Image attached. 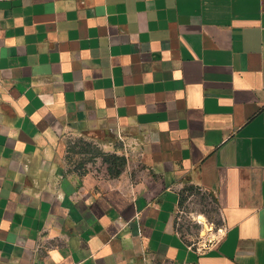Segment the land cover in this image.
Wrapping results in <instances>:
<instances>
[{
  "label": "crops",
  "instance_id": "0c3cea01",
  "mask_svg": "<svg viewBox=\"0 0 264 264\" xmlns=\"http://www.w3.org/2000/svg\"><path fill=\"white\" fill-rule=\"evenodd\" d=\"M88 133L118 177L71 169ZM0 264H264V0H0Z\"/></svg>",
  "mask_w": 264,
  "mask_h": 264
},
{
  "label": "rangeland",
  "instance_id": "374dc122",
  "mask_svg": "<svg viewBox=\"0 0 264 264\" xmlns=\"http://www.w3.org/2000/svg\"><path fill=\"white\" fill-rule=\"evenodd\" d=\"M114 144L116 145V141L108 145L92 133L85 134L84 138L74 136L67 140V161L73 170H81L79 168L81 164L85 171L106 174L107 165L98 153L115 155L113 153ZM199 216L204 218L205 224L198 223ZM175 220L176 229L185 242L201 250L213 245L222 231L219 213L214 202L209 196L195 189L187 190L181 197Z\"/></svg>",
  "mask_w": 264,
  "mask_h": 264
},
{
  "label": "trees",
  "instance_id": "16d2710c",
  "mask_svg": "<svg viewBox=\"0 0 264 264\" xmlns=\"http://www.w3.org/2000/svg\"><path fill=\"white\" fill-rule=\"evenodd\" d=\"M98 155L99 157H101L102 161L107 165L106 171L109 177H118L121 174L123 168L126 165V159L124 156L104 154L101 152L98 153ZM81 167L82 165L79 164V168Z\"/></svg>",
  "mask_w": 264,
  "mask_h": 264
},
{
  "label": "bare ground",
  "instance_id": "6f19581e",
  "mask_svg": "<svg viewBox=\"0 0 264 264\" xmlns=\"http://www.w3.org/2000/svg\"><path fill=\"white\" fill-rule=\"evenodd\" d=\"M198 220V223H200V224H205L204 223V218L202 217V216H199L198 218H197Z\"/></svg>",
  "mask_w": 264,
  "mask_h": 264
}]
</instances>
